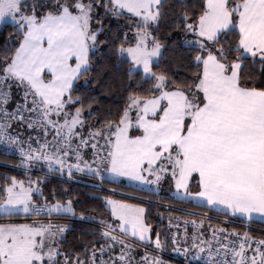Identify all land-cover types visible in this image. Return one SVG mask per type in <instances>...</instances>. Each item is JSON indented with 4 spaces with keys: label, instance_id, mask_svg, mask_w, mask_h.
<instances>
[{
    "label": "snow or ice",
    "instance_id": "snow-or-ice-1",
    "mask_svg": "<svg viewBox=\"0 0 264 264\" xmlns=\"http://www.w3.org/2000/svg\"><path fill=\"white\" fill-rule=\"evenodd\" d=\"M196 4L173 18L163 0H0V26L15 36L0 46V146L18 156L14 167L23 173L0 176V264H20L18 238L43 248L44 233L54 238L51 254L27 264H175L165 259L168 251L182 255L183 264L202 256L206 264H264V230L259 236L251 230L257 219L264 222V199H256L264 197V171L251 177L233 159L257 127L264 129V29L249 31V0H222L227 22L211 27L204 19L212 11L208 0ZM68 49L66 57L59 54ZM166 50L181 73L162 62ZM102 56L114 58L129 92L147 82L162 102L166 92L183 93L190 103L180 133H199L200 122L210 121L206 134L218 146V170L183 172L178 164L160 165L163 157L141 158L134 172L121 167L125 109L114 118L94 107L101 85L92 69ZM61 72L69 75L62 79ZM248 104L255 111L247 112ZM184 157L181 151L177 160ZM85 171L100 184L91 210L77 207L79 196L68 194L67 185L58 192L50 183ZM125 182L155 190L154 215L150 196L116 192ZM165 182L175 202L164 205L166 221L158 207ZM100 209L106 214L97 215ZM234 218L240 224L229 227ZM77 231L84 239L65 249L68 234L77 239Z\"/></svg>",
    "mask_w": 264,
    "mask_h": 264
},
{
    "label": "trees",
    "instance_id": "trees-1",
    "mask_svg": "<svg viewBox=\"0 0 264 264\" xmlns=\"http://www.w3.org/2000/svg\"><path fill=\"white\" fill-rule=\"evenodd\" d=\"M163 6L164 11L169 15V17H175V14L180 12L182 8L187 7L189 10L192 8L197 7L196 0H163ZM13 32V29L7 26H1L0 27V46L3 45H10L14 39V35H10V33ZM161 38L164 39V29L162 27L161 29ZM167 43L170 45L172 43L171 40H168ZM162 62L164 64H167L172 71H176L178 74L181 73L183 70L176 68V56L171 53L170 50H166L164 53V57L162 58ZM92 74L95 78H98L100 81L99 87H97L96 92L94 95L98 97V102L94 106L95 109L99 112L101 116H104L109 111L112 112L113 117L115 118L116 112L121 109L122 107L125 109L120 119L123 117L127 107L131 103V101L134 98H149L152 97L153 93L148 91V83L146 82L144 85L141 86L140 91H131L129 92L127 90V82L122 77V69L117 68L115 66V60L112 57L108 56H102L99 57V59L96 60L95 66L92 69ZM83 77H81L82 79ZM180 78L179 75L177 77ZM135 87V85H133ZM95 118L90 117L89 122H92ZM18 157L11 156V155H5L0 153V176L4 174L8 175H17L22 176L23 173L20 172L14 165L18 163ZM36 170H34L33 176L36 175ZM50 183H55L57 187V191H62V185H67V192L68 194H71L73 196H79V202L77 204L78 208H85V210H91L92 205H98L99 201L93 200L91 196L97 194L100 191V188L98 187L99 182L95 180V178L91 175H83L78 176L73 179H69L67 176L63 177H53L52 181ZM93 185H95V188H93ZM108 186V179H105V189ZM193 188L196 187L195 184L192 185ZM116 192L117 193H127L128 198H131L132 196H141V195H148L151 197V203H149V212L153 215L157 211V197L155 195V192H151L145 189H142L140 187H136L130 184H116L115 185ZM163 191L160 192L159 200L160 203L158 207L159 210L164 212V219L167 220L168 216V210L164 208L165 203L171 205L175 204V202L170 197V188H169V182H165L163 184ZM189 207L190 205H178L176 204V207ZM100 214H106V210L100 209L99 212H97V215ZM175 214H181V213H175ZM159 219V217H157ZM233 222L234 225H229V227L232 226H238L240 224V221L236 218H234ZM215 223V221H213ZM77 228L80 227H87V225L81 226L77 225ZM251 230L257 235H260L261 230H264V224L253 222L251 225ZM87 235V234H85ZM75 237L77 239H74L73 234L69 233L67 236L66 241L63 244V247L65 249H68L69 244H75L77 241H82L84 239V236H81L80 232H75ZM170 253V251L166 252L165 255ZM168 256V255H167ZM171 259L178 261V258L175 256H169ZM57 264H62V261H57Z\"/></svg>",
    "mask_w": 264,
    "mask_h": 264
},
{
    "label": "rangeland",
    "instance_id": "rangeland-1",
    "mask_svg": "<svg viewBox=\"0 0 264 264\" xmlns=\"http://www.w3.org/2000/svg\"><path fill=\"white\" fill-rule=\"evenodd\" d=\"M75 47L77 50L83 47V41L79 36L76 37ZM70 51L71 49H68L67 51H61L59 54L66 57L67 54H70ZM45 63L51 64L52 61L48 60ZM59 75L63 79L69 73L61 72ZM160 95L161 93L158 92L149 98H134L121 118L123 124L120 130L118 159L121 167L126 168L128 171L134 172L136 162L141 158L147 157L150 160H155L163 157L160 160V165H164L172 164V159L178 154L184 138V135L182 136L180 133V128L183 117L187 114L185 109L190 101L179 91L164 93V102L157 98ZM158 108L161 110L157 111ZM130 109L135 110L134 115L130 113ZM157 149L162 151H157ZM169 149H171L170 153ZM159 169L160 166H156V170ZM83 175L89 174L85 171L81 174H75L74 178ZM105 179L109 178L106 176ZM125 183L155 192L149 185ZM98 187L100 188V185ZM162 189L163 184L160 186V192L163 191ZM53 239V237L44 233L41 236L43 241V248H41V244L35 240L18 238L14 248L15 259L20 264H27V261L33 256L50 255ZM33 244L35 245L34 248L32 247ZM167 255H165V259H171L169 256L173 255L178 258V261L174 260L175 264H180L179 260L182 255L171 252Z\"/></svg>",
    "mask_w": 264,
    "mask_h": 264
},
{
    "label": "crops",
    "instance_id": "crops-1",
    "mask_svg": "<svg viewBox=\"0 0 264 264\" xmlns=\"http://www.w3.org/2000/svg\"><path fill=\"white\" fill-rule=\"evenodd\" d=\"M212 7L210 14L205 15V23L211 27L222 25L227 22V12L223 8L222 0H208ZM245 20L250 32H256L264 29V6H261L259 0H249V7L245 9ZM237 98L240 93L234 94ZM253 96L259 93L250 94ZM245 110L249 113L255 111L254 104L245 106ZM210 121L204 120L199 124L201 131L199 133L189 132L184 135L183 142L179 147L178 153L183 151L185 157L177 160V155L172 159V165H179L180 170L188 172L197 168L208 169L216 172L220 166V161L216 157L218 146L215 145L206 134ZM191 128V125H190ZM233 159L239 161L246 173L251 177H256L261 171H264V129L257 127L251 134L248 142L243 149L237 151ZM256 199H264V197H256ZM254 222H264L257 219ZM181 259L184 260L183 256Z\"/></svg>",
    "mask_w": 264,
    "mask_h": 264
},
{
    "label": "built area",
    "instance_id": "built-area-1",
    "mask_svg": "<svg viewBox=\"0 0 264 264\" xmlns=\"http://www.w3.org/2000/svg\"><path fill=\"white\" fill-rule=\"evenodd\" d=\"M0 153L5 154V155H11V156H16V157H18V156L15 155V154H10V153H8L7 151H5L4 148H3V146H0ZM179 263H180V264H183V260L180 259V260H179ZM192 264H206V260H205V259L203 258V256H202V257H200V258L197 259V260H193V261H192Z\"/></svg>",
    "mask_w": 264,
    "mask_h": 264
}]
</instances>
